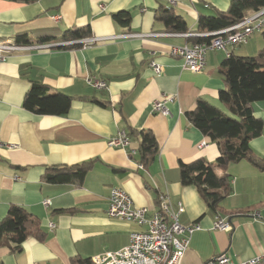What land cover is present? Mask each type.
I'll use <instances>...</instances> for the list:
<instances>
[{"label":"crops","instance_id":"0c3cea01","mask_svg":"<svg viewBox=\"0 0 264 264\" xmlns=\"http://www.w3.org/2000/svg\"><path fill=\"white\" fill-rule=\"evenodd\" d=\"M176 1L0 0V41L15 42L26 35L33 46L57 44L79 28H89L90 37L101 39L87 46L19 50L0 61V222L12 206L23 207L45 234L42 240L29 237L20 252H13V244L4 238L0 264H75L127 246L139 227L108 217L112 188L126 191L135 206L151 212L158 210L159 194L184 204L181 224L201 229L188 235L181 264H204L219 254L235 262L264 254V172L245 160L218 168L219 175L229 176L231 191L215 211L195 187L181 184L179 168L181 162L198 159L216 163L218 145L191 124L187 113L204 99L229 114L219 100L225 88L222 64L230 55H258L264 48L263 32L240 47L208 52L202 73L184 70L171 47L192 46L193 38L205 34L198 32L199 19L226 12L232 0ZM161 8L182 17L187 31H166L156 20ZM120 12H129L130 23L115 20ZM129 33L156 36L124 37ZM151 61L164 65L165 72L155 75ZM89 77L105 81L108 89L93 88ZM34 83L73 97L68 114L40 116L26 110L24 99ZM163 96L173 97L167 103L169 116L152 108ZM253 108L264 124V103ZM129 128L153 132L159 154L152 162L140 161L137 139L125 149L109 146L110 139ZM203 142L207 146L200 148ZM250 146L264 159V127ZM84 162H93V167L80 185L45 178L48 169ZM217 215L227 218L233 229H213Z\"/></svg>","mask_w":264,"mask_h":264},{"label":"trees","instance_id":"16d2710c","mask_svg":"<svg viewBox=\"0 0 264 264\" xmlns=\"http://www.w3.org/2000/svg\"><path fill=\"white\" fill-rule=\"evenodd\" d=\"M35 2L37 0H18ZM264 8V0H232L226 12L217 16H202L198 22V32L211 33L229 28L242 21L248 11ZM117 22L128 24L129 12L114 16ZM156 20L169 32H186L185 20L172 9L161 8L156 12ZM89 28H79L66 33V40L89 38ZM264 38V31L262 33ZM210 37L193 38V43L208 42ZM15 43L31 45L26 35L17 36ZM45 43V42H44ZM76 44L69 47H79ZM68 48V47H63ZM62 49V48H60ZM225 88L219 92V100L228 110L224 113L204 99H198L187 118L193 126L219 147L220 156L216 163L198 159L192 163H180V181L183 186L195 187L209 208L218 210L231 191L228 175H219L218 168L248 161L264 172V159L252 150L250 142L263 133V121L254 115L253 105L264 103V48L256 56L242 57L230 55L222 64ZM73 97L52 91L42 83H34L28 90L23 106L26 110L40 116H65L71 109ZM97 102V101H96ZM105 106L103 102H97ZM130 139L139 141L138 156L142 163L152 162L159 154V145L153 132L149 130L128 129ZM93 162H84L70 167H57L47 170L45 178L53 183L82 184ZM159 205V203H158ZM39 221L23 207L12 206L7 216L0 222V246L4 238L13 244L12 251L20 252L22 244L29 237L42 240L44 235ZM75 264H92L91 261H75Z\"/></svg>","mask_w":264,"mask_h":264},{"label":"built area","instance_id":"2783aa9c","mask_svg":"<svg viewBox=\"0 0 264 264\" xmlns=\"http://www.w3.org/2000/svg\"><path fill=\"white\" fill-rule=\"evenodd\" d=\"M176 4V0H171ZM264 31V8L253 14L246 16L239 23L215 32L199 34L200 37H210L208 42L195 43L192 46H173L170 54L180 58L183 62V69L202 73L206 68V57L210 51H227L229 47L236 48L248 43L250 37L256 32ZM152 37L156 34L129 33L124 37ZM101 39L84 38L81 40H65L57 44L41 45H18L12 41H0V61L7 59V54L19 50H33L44 48H63L76 44L82 46L90 45ZM150 67L155 75H161L165 72V66L151 61ZM87 82L97 90L108 89L105 81L89 77ZM173 97L163 96L161 101H155L152 105L153 111L164 116L170 115L167 103L172 101ZM130 137L126 132H121L117 137L109 140L108 144L113 148L125 149L130 144ZM203 142L200 148L206 147ZM143 166L140 165V168ZM17 180L19 178H16ZM159 207L155 212H151L146 207H137L132 197L120 188H112L108 197L107 215L109 218L120 219L122 221L133 223L139 227V230L130 234L129 244L117 251H107L94 256L91 259L92 264H181L186 251L188 250V235L199 231L201 227L195 224L185 228L180 222V216L185 212V206L182 202L173 204L166 194H159ZM49 205V201H45ZM55 228L54 224H51ZM213 229L229 232L233 229L230 221L217 215ZM204 264H264V254L246 261L235 262L227 254H219Z\"/></svg>","mask_w":264,"mask_h":264}]
</instances>
